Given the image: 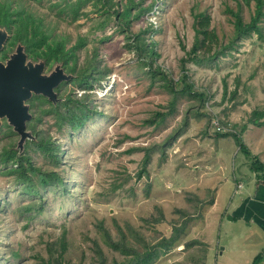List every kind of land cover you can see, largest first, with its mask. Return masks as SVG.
<instances>
[{
  "label": "rangeland",
  "instance_id": "374dc122",
  "mask_svg": "<svg viewBox=\"0 0 264 264\" xmlns=\"http://www.w3.org/2000/svg\"><path fill=\"white\" fill-rule=\"evenodd\" d=\"M0 1L30 12L47 40L64 49L79 42L68 63L72 78L54 88L56 100L32 94L25 102L32 137L16 156L27 157L28 180L11 169L18 162H0V264L46 258L53 243V255L64 248L63 264H98L97 247L104 264H115L129 256L109 239L144 250L179 225L180 242L152 264H250L258 253L264 264V233L250 235L247 219L235 215L257 168L233 136L214 134L208 123L217 117L240 134L250 152H259L257 172L264 171V116L252 113L264 111V32L262 39H234L228 12L240 2L246 21L253 0ZM200 11L224 47L193 63L180 45L191 47L193 13ZM140 38L145 48L153 40L154 56L136 47ZM57 63L67 74L61 60L45 65V73ZM183 70L192 91L178 79ZM18 140L3 119L0 153L19 150ZM47 173L62 181L39 183Z\"/></svg>",
  "mask_w": 264,
  "mask_h": 264
},
{
  "label": "trees",
  "instance_id": "16d2710c",
  "mask_svg": "<svg viewBox=\"0 0 264 264\" xmlns=\"http://www.w3.org/2000/svg\"><path fill=\"white\" fill-rule=\"evenodd\" d=\"M254 1V8L252 12H250L248 20L243 19V15L241 13V4L239 3V7L236 10L229 9L228 12L231 15V23L233 26L234 32V39L243 36H249L251 33H255L259 38H263L264 32V0H253ZM80 2V1H79ZM242 2L246 5H249L250 0H242ZM0 26H4L10 35L7 39L6 44L3 46L0 56L4 57L6 52L10 49L11 45L14 42H20L23 44L25 52L28 58L32 59L33 61H37L39 59L43 60L45 65L50 63L54 60H61L63 61V65L65 69L68 71L67 73L71 72L74 69V64L69 65V61H73L74 58V49L77 48L78 43L74 44L71 49H64L62 41H51L47 40L48 33L46 30L41 28L42 22L36 19L30 12L24 10L23 7L20 8H12L10 3H6L0 1ZM193 41L192 45L189 49H186L183 44L180 45L183 52L185 53L184 56L192 61L193 63H199L202 60H210L214 59L217 54L223 51L224 45L219 44L218 36L215 30L210 27V16L205 11L194 12L193 13ZM137 34L136 36H138ZM234 39L232 41H234ZM153 40L150 41L149 48L144 47L143 38L139 39L137 42V48L142 51L147 49L149 51V56H154L155 50L152 49ZM227 46H232V43L227 44ZM202 54H199V53ZM150 59V58H149ZM75 60V59H74ZM150 63V60L148 61ZM147 62V64H149ZM159 74L166 79V75L159 67ZM82 71V70H81ZM82 72H79V76ZM78 76V77H79ZM187 77V71L183 70L180 74L179 78L183 79V88L186 86L185 91L189 92L193 89L191 88V84L185 81ZM72 78V77H71ZM70 78V79H71ZM81 80H85V76H80ZM171 81V79H168ZM171 88V85H169ZM197 95H202L200 92H196ZM255 115H258L259 118L264 116V111H253ZM77 122L79 123V118L77 117ZM255 123V119L253 120ZM209 123V122H208ZM237 132H217L218 136H233L238 148L241 149L246 156L251 158V166L252 168H257L258 170L261 168L256 167L255 163H258V158L255 154H252L247 146L242 142L240 134H236ZM21 151L17 150H8L4 148L0 153V162L6 163L8 161H16L18 162L17 168H11L12 170L19 173L20 180H28V173L27 170L31 168L29 165L24 169L22 166V160L27 159V157L18 153ZM257 169H252L256 171ZM259 175V173H258ZM57 181L58 183L61 182V178L56 176V178H52L50 173L44 174L39 177V183H46L48 181ZM29 207L25 206V210H28ZM42 208H39V211ZM183 226H173L171 233L168 236H161L154 244L152 245H145L144 250H137L134 247L127 246L124 244L123 240L114 241L109 239V244L116 250H120V252L129 258H124L121 262H115V264H152V262L157 258L159 255L163 254L168 248L180 242V234L182 232ZM196 239H192L190 241L185 242V244L190 245L196 243ZM54 243L52 244V246ZM49 247L50 255L46 258L40 257L37 261L31 262L29 264H63V247L61 246V250H59L55 255L51 253V247ZM96 253L98 255V264H104V255L102 251L97 247ZM260 258V253L256 254L253 259L251 260L250 264H257L258 259Z\"/></svg>",
  "mask_w": 264,
  "mask_h": 264
},
{
  "label": "water",
  "instance_id": "95a60500",
  "mask_svg": "<svg viewBox=\"0 0 264 264\" xmlns=\"http://www.w3.org/2000/svg\"><path fill=\"white\" fill-rule=\"evenodd\" d=\"M8 37L9 32L0 28V50ZM62 69L57 63L46 74L44 61L41 59L33 61L28 58L20 42L16 44L15 51L9 58L4 62L0 61V125L2 120L6 119L12 130L19 135V151L22 150L24 140L31 136V132L26 130V120L31 114L25 102L32 94L43 95L54 102L56 100L54 88L59 82L67 81L72 76L71 73H64Z\"/></svg>",
  "mask_w": 264,
  "mask_h": 264
},
{
  "label": "crops",
  "instance_id": "0c3cea01",
  "mask_svg": "<svg viewBox=\"0 0 264 264\" xmlns=\"http://www.w3.org/2000/svg\"><path fill=\"white\" fill-rule=\"evenodd\" d=\"M256 151H251V153L256 155L259 153ZM262 151H264V149ZM261 161L264 163V157ZM237 185L238 187H241L242 182L236 180V187ZM241 193L244 195L241 197L238 196L235 202V206L237 205L238 210V214H235L236 218L247 219L246 223L248 228L246 229L250 235H252L251 230H255L258 233H261L262 231L264 233V171L259 175L257 172V175L255 174L254 177V185H251L250 187L245 185V189ZM254 227L260 230H256ZM219 254H221V251Z\"/></svg>",
  "mask_w": 264,
  "mask_h": 264
},
{
  "label": "built area",
  "instance_id": "2783aa9c",
  "mask_svg": "<svg viewBox=\"0 0 264 264\" xmlns=\"http://www.w3.org/2000/svg\"><path fill=\"white\" fill-rule=\"evenodd\" d=\"M212 118H214V120H212ZM214 121V122H213ZM214 124H213V123ZM209 124H210V127L211 125L213 126V128H211V131L213 133H216V132H225V131H228V130H225V125L223 123H221L218 118L216 117H211L210 118V121H209Z\"/></svg>",
  "mask_w": 264,
  "mask_h": 264
},
{
  "label": "clouds",
  "instance_id": "9594fccd",
  "mask_svg": "<svg viewBox=\"0 0 264 264\" xmlns=\"http://www.w3.org/2000/svg\"><path fill=\"white\" fill-rule=\"evenodd\" d=\"M225 132H228V131H225ZM225 132H221V133H225ZM217 133V132H216Z\"/></svg>",
  "mask_w": 264,
  "mask_h": 264
}]
</instances>
